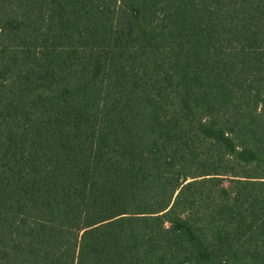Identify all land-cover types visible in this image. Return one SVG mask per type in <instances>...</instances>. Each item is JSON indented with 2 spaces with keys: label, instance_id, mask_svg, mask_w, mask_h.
<instances>
[{
  "label": "trees",
  "instance_id": "obj_1",
  "mask_svg": "<svg viewBox=\"0 0 264 264\" xmlns=\"http://www.w3.org/2000/svg\"><path fill=\"white\" fill-rule=\"evenodd\" d=\"M0 264H264V0H0Z\"/></svg>",
  "mask_w": 264,
  "mask_h": 264
}]
</instances>
